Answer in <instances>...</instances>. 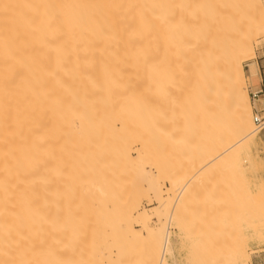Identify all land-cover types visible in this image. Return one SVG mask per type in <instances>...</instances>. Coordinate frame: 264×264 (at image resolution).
Returning a JSON list of instances; mask_svg holds the SVG:
<instances>
[{"label":"bare ground","instance_id":"obj_1","mask_svg":"<svg viewBox=\"0 0 264 264\" xmlns=\"http://www.w3.org/2000/svg\"><path fill=\"white\" fill-rule=\"evenodd\" d=\"M238 2L0 0V175L30 174L39 186L49 264H178V250L185 264L250 263L262 225L246 228L243 245L212 239L228 231L226 200L208 213L195 203L214 235L183 225L192 177L250 150L258 130L243 62L256 56L264 17L233 16ZM151 101L162 137L207 117L212 150L186 183L163 166L154 176L144 160Z\"/></svg>","mask_w":264,"mask_h":264},{"label":"rangeland","instance_id":"obj_2","mask_svg":"<svg viewBox=\"0 0 264 264\" xmlns=\"http://www.w3.org/2000/svg\"><path fill=\"white\" fill-rule=\"evenodd\" d=\"M254 1V3L251 2L250 5H248L249 3H247V0L246 2L245 0H240V3L238 2L239 4H237L238 6L236 5L237 7L232 8L231 14L236 17L238 15L244 14L246 16L243 15L242 17H238L247 20L248 16H250L246 14L248 13V11L252 13V16L254 12L258 13L259 11L260 14H258L261 17H264V0ZM243 19L241 20L242 23L244 21ZM236 21L237 20H234L235 24L240 23V21ZM235 24L233 23V25ZM240 26L237 27L238 32L243 27L242 26L240 28ZM238 28L240 29L238 30ZM258 31L259 33L254 39L256 56L243 62L245 73L248 77L246 78V89L248 90V94L250 97L252 115L254 110L250 92L259 90L261 88V79H263L264 81V26H262ZM249 64H254L252 67L255 68L256 73L254 72L255 75L253 74V76H251L249 73ZM262 87H264V85ZM151 103H154L155 105H152L150 109L153 108V106L154 108L157 107V103L155 101H151ZM154 108L151 110L150 117L152 121L150 120V122H155L152 125L151 123H149L151 126H155V124L159 123L160 121L159 119L156 120V118H158L157 110L159 109L158 107L157 110H155ZM258 108H264V96L262 95L259 97ZM154 111L157 112L155 113ZM152 112L155 115L152 116ZM206 119L207 117L205 119H201L199 115L197 116V118H192L193 124L191 122V124L189 123L191 126H189V132H187L186 134L183 133V136L180 135V137H176L178 135L176 132L168 133V137H162V134L159 133H161V130H164L159 127V124L155 126L157 127V129L153 128L154 126L149 127L152 128L153 131L152 129H150V133L146 138H148L149 144L151 143L150 145L152 150L151 153L149 152V154L144 157V160L149 165L150 171L154 176L157 175V166L167 167L170 172H172L173 170H177L181 173V177H184L182 181L185 183L189 181V177L191 176L192 172V175L197 174L194 172L198 171V169H200L201 167L198 165L199 161L202 157L208 156L212 150L210 149V144L214 134L212 135L207 132L208 124H206L205 122ZM195 127L196 131L193 133L192 130H195ZM154 130L159 131L154 132ZM151 131L154 133H152ZM156 133L158 135H156ZM174 139H176L177 141L179 139V142L174 141ZM252 140L249 142L250 150H243L242 152H240L239 157H235L234 159L227 161L226 163L216 161L212 163L213 165L211 164L212 166H209L207 164L208 167L205 166L207 168L204 167V169L200 170L195 177L191 176L192 180H190V182L192 183V185L194 184V188L192 189V191H190L191 186H189L190 189L189 187L187 189H189V192H191V194L193 193L191 195L192 201H190L192 202L190 205L192 209L190 208L187 210L189 212H187V214L185 213L186 216H183L185 221L183 222L182 219V222L183 225L184 223L186 225L185 230L187 227L189 228L191 224H193L194 227L192 225L191 227L194 229H187V232L188 230H190L189 232L191 234H198L199 232L200 236L202 234L201 232L206 231L208 233V225L206 224L207 221H205L207 219V216L205 218L203 216L206 215L204 214V212L208 213L209 208L218 206L217 205L212 207V203L215 199L226 200L229 203V205H225L228 206L227 209L229 211L226 212L229 213L231 217L229 216L230 218L228 220L226 219L225 222V224L228 226H226L228 228V231L224 233H226L227 235L223 233L225 235L224 236L222 235V233L220 234L218 232L219 236H223V239L221 236L218 237V235H216L217 231H220L217 230V228H220V226L214 227L212 221L210 222L211 226H213L212 229L215 230L216 228L217 230L214 231L216 236H214V238L212 237V239H214V242L218 241L219 243H221L222 241L226 240L228 243L230 242L229 244L232 243V245L234 244L238 246V243L239 245H243L247 241L246 228L249 227L250 224H253L254 226L262 225L264 228V129L257 130ZM136 151L141 152L142 150L135 144L133 145L132 149L133 157L137 155ZM166 171L168 170L166 169ZM15 172V170H6L5 173L10 178H8L6 174L0 175V264H49V250L48 246L44 242V225L42 219H40V217L46 212V208L40 202L39 186L37 184H34L32 175H25L21 173L20 175H18V177L15 178ZM163 185L162 187H164V190L167 189V186H170L167 182H164ZM182 185L180 184V189ZM177 190L175 192L176 195L179 192ZM183 195L184 194L182 193V197L184 198ZM186 195H188V193L185 194V196ZM194 200L196 202H194ZM202 200L206 201V203ZM211 200L213 201L211 202ZM198 201H200V203L202 202L201 204L204 203L203 208L205 210L203 208L200 209L203 206H201L200 203V205H195V203H197ZM141 204L147 209L151 207L148 199L145 198L142 199ZM221 207L222 209H224L223 205ZM207 208L208 211H206ZM218 209L221 211L219 207ZM218 209H212L214 211H212V215L215 213L217 214ZM202 210H204V215L202 214ZM193 214L195 215V217H193ZM190 216L193 219H191ZM196 219L199 222L193 221ZM208 220L210 221V219ZM153 221L156 222L155 219H153ZM191 221L194 223H192ZM202 221L203 224L205 223V226H203L205 227V229L202 227ZM209 221L207 222L208 224ZM155 222H152V224H154ZM262 226L261 228L259 226L260 230H262ZM198 227H202V229H199ZM224 230H226V228ZM191 231H193V233ZM209 231V233L211 234L213 230ZM212 234L214 235V233ZM210 237L211 236H209L208 238ZM215 238H221V242L219 240L215 241ZM244 238H246V241H244ZM208 240L209 239H207V241ZM236 240L239 242H236ZM208 242L207 244L209 245ZM174 243L177 248H180L177 240L174 239ZM229 244H226V246H229ZM250 247L252 251H257L252 255V259L249 264H264V241H252L250 243ZM226 252L227 251H225V253ZM185 253L186 252L184 250H178V264H185Z\"/></svg>","mask_w":264,"mask_h":264},{"label":"built area","instance_id":"obj_3","mask_svg":"<svg viewBox=\"0 0 264 264\" xmlns=\"http://www.w3.org/2000/svg\"><path fill=\"white\" fill-rule=\"evenodd\" d=\"M251 100H252V106H253V116L254 121L257 126L258 130L264 129V108L259 109L258 108V101L259 97L262 95L264 96V87H261L259 90L253 92H250Z\"/></svg>","mask_w":264,"mask_h":264},{"label":"crops","instance_id":"obj_4","mask_svg":"<svg viewBox=\"0 0 264 264\" xmlns=\"http://www.w3.org/2000/svg\"><path fill=\"white\" fill-rule=\"evenodd\" d=\"M264 85V81L263 79H261V87Z\"/></svg>","mask_w":264,"mask_h":264}]
</instances>
